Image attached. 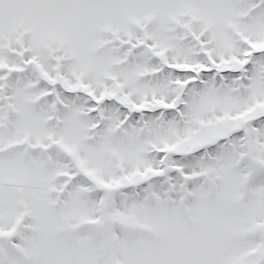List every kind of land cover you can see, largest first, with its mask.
Masks as SVG:
<instances>
[{
    "label": "snow or ice",
    "instance_id": "snow-or-ice-1",
    "mask_svg": "<svg viewBox=\"0 0 264 264\" xmlns=\"http://www.w3.org/2000/svg\"><path fill=\"white\" fill-rule=\"evenodd\" d=\"M0 264H264V0H0Z\"/></svg>",
    "mask_w": 264,
    "mask_h": 264
}]
</instances>
